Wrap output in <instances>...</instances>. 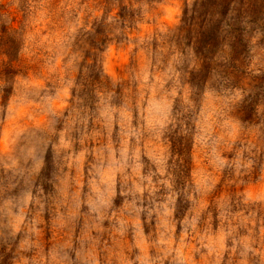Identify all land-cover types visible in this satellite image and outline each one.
Listing matches in <instances>:
<instances>
[{"label":"clouds","instance_id":"9594fccd","mask_svg":"<svg viewBox=\"0 0 264 264\" xmlns=\"http://www.w3.org/2000/svg\"><path fill=\"white\" fill-rule=\"evenodd\" d=\"M200 3L187 0L188 17L199 21ZM122 5L134 11L123 21ZM174 6L160 27L151 0L0 3V264H232L241 244L256 254L238 232L256 212L208 197L264 156V0H216L202 26ZM129 26L138 44L154 29L160 44L129 51L112 77L98 31ZM193 157L207 165L195 183Z\"/></svg>","mask_w":264,"mask_h":264},{"label":"rangeland","instance_id":"374dc122","mask_svg":"<svg viewBox=\"0 0 264 264\" xmlns=\"http://www.w3.org/2000/svg\"><path fill=\"white\" fill-rule=\"evenodd\" d=\"M2 2L3 0H0V3ZM80 2L84 3L85 0H80ZM137 2H139V0H137ZM151 3L160 27L170 25L174 22L177 14V7L174 5L180 6L181 12L185 14L186 22H191L192 25H196L197 22H199L200 26H202L204 12L208 7L215 6L216 0H201L199 4V9L201 10L199 21L195 16V11L193 17L187 16V9H185L187 0H151ZM21 7H23V5ZM195 7L196 6H194V9ZM221 10L222 12L226 11V5H223ZM17 15H19V13H17ZM117 15H119L123 21L127 16L134 15V11H129L127 6L122 5ZM119 26L122 29L124 28L123 23ZM159 35L160 33L154 29V35L151 41L145 40L143 44H138L139 41L144 39V36L131 26L115 37L107 34L104 28L99 29L97 36L99 43L102 45L112 44V47L107 50L108 58L105 66L108 73L112 77L123 75L127 65L132 60V57L128 54L129 51L136 53L140 48H147L150 45L153 48L158 47L160 41L157 37ZM95 45L96 41H93V46ZM100 51L103 52L104 49L101 48ZM257 55L264 58V43H261L260 46L257 47ZM32 67L39 71V65H33ZM54 75L55 74H53V77ZM41 82L44 83L46 88L51 90L54 79H41ZM208 104L209 106L214 104L211 97L208 100ZM260 160L262 162L258 166L242 170V174L240 175L233 173L231 177L221 176L219 182L208 197L209 201H215L220 197L226 196L227 203L224 206L226 213H242L244 217H247L250 212H256L253 223L247 224V227L238 229L240 236L250 235L252 247L256 249V254L249 252L246 257L242 256L241 253L244 249L243 244H241L237 252L233 255L232 264H242L244 260H246L247 264H264V232L261 231V229L264 228V156L260 157ZM206 167V162L197 164V158L193 157L192 172L194 183L198 178H203L204 172L202 170ZM207 170L211 171L210 168ZM249 229H251L250 233Z\"/></svg>","mask_w":264,"mask_h":264}]
</instances>
